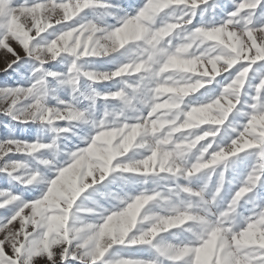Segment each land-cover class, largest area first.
Segmentation results:
<instances>
[{"label": "snow or ice", "instance_id": "snow-or-ice-1", "mask_svg": "<svg viewBox=\"0 0 264 264\" xmlns=\"http://www.w3.org/2000/svg\"><path fill=\"white\" fill-rule=\"evenodd\" d=\"M0 264H264V0H0Z\"/></svg>", "mask_w": 264, "mask_h": 264}]
</instances>
